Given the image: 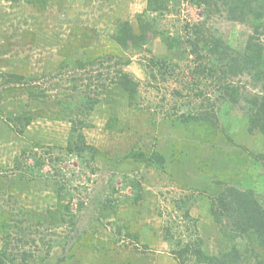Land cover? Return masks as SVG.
<instances>
[{
	"label": "rangeland",
	"instance_id": "374dc122",
	"mask_svg": "<svg viewBox=\"0 0 264 264\" xmlns=\"http://www.w3.org/2000/svg\"><path fill=\"white\" fill-rule=\"evenodd\" d=\"M167 2L166 10L152 12L148 0H0V71L47 74L41 82L50 95L42 104L30 100L21 84L4 86L0 249L8 229L20 241L15 239V245L35 254L32 264H178L173 254L178 241L184 244L200 235L209 254L244 244L224 215L216 221L211 201L224 187L220 182H227L253 189L264 206V133L249 131L247 109L249 100L262 93V83L247 72L233 76L242 98L220 104L218 132L206 138L181 115L205 99L206 107L220 101L213 92L217 86H211L218 81L201 76L194 85V57L171 39L184 40L185 25L203 20L232 50L243 51L254 24L230 17L222 5L206 16L192 0ZM141 15L152 23L144 46L122 48L114 39L119 25L130 20L138 30ZM108 55L129 61L124 69L139 84L134 106L116 87H109L89 114L77 109L75 101L60 106L58 100L71 94L74 84L81 86L74 92L78 94L89 81H74L83 73L70 68L55 77L59 69L77 59ZM163 58L172 64L157 67L153 76L151 60ZM115 61L98 69L113 75ZM92 90L99 91L94 85ZM26 111L37 117L18 133L8 119ZM76 115L91 123L83 132L99 152L80 156L66 151ZM138 149L164 154L165 166L127 157ZM34 153L41 167L34 164Z\"/></svg>",
	"mask_w": 264,
	"mask_h": 264
},
{
	"label": "trees",
	"instance_id": "16d2710c",
	"mask_svg": "<svg viewBox=\"0 0 264 264\" xmlns=\"http://www.w3.org/2000/svg\"><path fill=\"white\" fill-rule=\"evenodd\" d=\"M45 1V0H43ZM197 8L202 10L203 15H210L214 11L220 10V5L226 8L230 17L236 20H252L254 24V33L250 35L247 46L243 51H234L206 25L205 21L187 23L185 25V39L180 40L172 38L171 41L175 44L178 50L188 49L189 53L194 57L195 69L193 76L195 79L194 85L198 83V78L204 76L206 79L211 78L212 82L218 81L211 86H217L213 92H218L220 101H213L209 107L204 106L202 102L199 106H191V110L183 112L181 120L192 124L195 129H200L203 136L210 138L218 132L220 127V118L218 111L222 102L237 103L242 98V91L231 82L233 76L242 73L254 74L255 78L262 83V93L254 96L249 100V131L264 133V39H261V34L264 30L260 29L261 22L264 21V1L262 0H192ZM167 0H148V10L157 12L166 10ZM259 22V23H257ZM151 21L147 20L143 15L138 17V30L130 20L124 21L119 25L115 41L124 49L135 48L141 50L145 44L146 34L151 31ZM116 58L114 74L109 71L104 72L99 68L100 65L112 61ZM115 55L107 57H99L85 61L77 59L73 66L65 63L57 76L64 74L63 68H70L72 72H82L83 75H77L74 81L88 80V83H82L81 93L77 90L81 87L73 85L70 88L71 94H65V97L58 100V104L72 105L75 101L77 109L85 111L89 114L97 105L101 103V96L109 87H116L123 90L128 97L130 105L136 103L137 93L139 92L138 81L131 73L124 69L129 61H122ZM162 63L160 66L158 63ZM172 64L170 58L152 59L149 64L150 73L154 76L157 67L167 68L168 64ZM175 69V68H173ZM62 70V71H61ZM68 74H71L68 72ZM47 78V74L41 77H27L20 73H11L0 71V99H3L8 94V89L4 86L9 84H21L22 92H25L30 100L44 104L49 100L48 86L42 83L41 80ZM96 79V81H94ZM62 80H65L62 78ZM41 83V84H38ZM99 82V84H98ZM97 86V93L92 90V86ZM182 95V91H176ZM205 94V92H202ZM212 97L208 100L212 101ZM205 107V108H204ZM37 117L33 112L26 111L20 114H15L10 120V125L18 133H24L25 129ZM72 127L68 137V144L65 147L68 153H83L99 152L98 148L87 143L83 129L90 126L81 115H76L71 121ZM208 134V135H207ZM201 135V136H202ZM37 144V143H36ZM23 155L27 152L24 150ZM34 164L41 167L42 162L34 153ZM127 157L133 158L138 162H143L148 165L164 167L166 157L159 151L149 152L143 150H132L127 154ZM15 167L21 169L20 156L15 158ZM21 165V166H20ZM223 188L212 197L211 211L216 221L221 222L224 215L231 223V232L239 235L244 241L242 245H233L223 253L209 254L204 248V241L199 235L197 239L188 241L187 243H176V248L173 254L178 264H190L193 260L195 264H264V206L258 199L256 192L249 189H239L227 182H220ZM69 208V206H66ZM11 227V226H10ZM167 238L172 240L173 235L170 229H167ZM232 237V235H230ZM17 238L12 236L10 229L6 231L4 236V244L0 249V264H32L31 259L35 257L27 248L18 247L13 241ZM21 240V239H19ZM20 242V241H18ZM46 256V255H45Z\"/></svg>",
	"mask_w": 264,
	"mask_h": 264
}]
</instances>
